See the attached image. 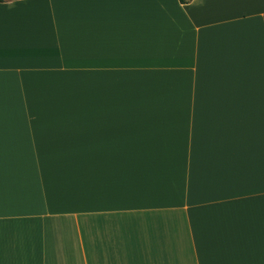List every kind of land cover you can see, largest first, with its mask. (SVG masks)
Masks as SVG:
<instances>
[{
  "label": "crops",
  "instance_id": "obj_1",
  "mask_svg": "<svg viewBox=\"0 0 264 264\" xmlns=\"http://www.w3.org/2000/svg\"><path fill=\"white\" fill-rule=\"evenodd\" d=\"M0 264H264V0L0 1Z\"/></svg>",
  "mask_w": 264,
  "mask_h": 264
},
{
  "label": "rangeland",
  "instance_id": "obj_2",
  "mask_svg": "<svg viewBox=\"0 0 264 264\" xmlns=\"http://www.w3.org/2000/svg\"><path fill=\"white\" fill-rule=\"evenodd\" d=\"M189 89V93H190V90H191V88H188ZM141 101H140V103H139V105H138V102H135L136 103V108H148V109H155V108H167V103H168V105L170 106L171 105V107L172 108H175L176 107V105H177V103H171V102H167V101H165L164 100V98L163 97H159V96H157V95H152V96H147V97H141V99H140ZM130 102H132V101H126V105H128V106H131L132 107V103H130ZM165 102H167V103H165Z\"/></svg>",
  "mask_w": 264,
  "mask_h": 264
},
{
  "label": "trees",
  "instance_id": "obj_3",
  "mask_svg": "<svg viewBox=\"0 0 264 264\" xmlns=\"http://www.w3.org/2000/svg\"><path fill=\"white\" fill-rule=\"evenodd\" d=\"M0 1H4V0H0ZM191 0H180V2L182 4H188Z\"/></svg>",
  "mask_w": 264,
  "mask_h": 264
}]
</instances>
